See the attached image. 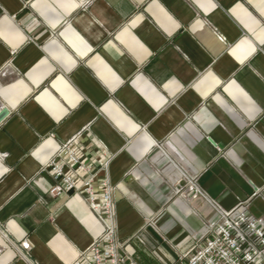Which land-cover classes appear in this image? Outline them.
<instances>
[{"label": "crops", "instance_id": "crops-1", "mask_svg": "<svg viewBox=\"0 0 264 264\" xmlns=\"http://www.w3.org/2000/svg\"><path fill=\"white\" fill-rule=\"evenodd\" d=\"M9 60L0 264H28L5 234L69 264L101 233L85 194H47L44 164L79 132L84 177L114 186L137 264H172L215 219L207 200L175 197L179 169L224 209L264 186V0H0ZM249 211L264 218V199Z\"/></svg>", "mask_w": 264, "mask_h": 264}, {"label": "built area", "instance_id": "built-area-1", "mask_svg": "<svg viewBox=\"0 0 264 264\" xmlns=\"http://www.w3.org/2000/svg\"><path fill=\"white\" fill-rule=\"evenodd\" d=\"M13 53V52H12ZM10 60L0 69L5 75ZM81 132L61 144L55 154L44 164L50 171L54 184L47 194L57 197L71 193H83L91 212L101 226V233L82 250L69 264H137L125 250L127 240L118 236L116 208L113 198L114 186L108 179L100 184V191L93 188L91 178L84 177L89 166L84 163L76 150V142ZM0 153V158L5 157ZM105 168L108 162L102 164ZM174 195L184 200L203 198L215 212V219L205 224V232L197 238L192 250L172 264H264V218L254 216L249 211L250 200L255 196L264 199V186L256 188L251 196L239 201L233 208H221L211 202L198 186V176L182 173L173 186ZM5 238L17 254L28 264H40L31 254L27 240L13 242Z\"/></svg>", "mask_w": 264, "mask_h": 264}, {"label": "water", "instance_id": "water-1", "mask_svg": "<svg viewBox=\"0 0 264 264\" xmlns=\"http://www.w3.org/2000/svg\"><path fill=\"white\" fill-rule=\"evenodd\" d=\"M8 114V110L6 108H2L0 110V121L5 118V116Z\"/></svg>", "mask_w": 264, "mask_h": 264}, {"label": "rangeland", "instance_id": "rangeland-1", "mask_svg": "<svg viewBox=\"0 0 264 264\" xmlns=\"http://www.w3.org/2000/svg\"><path fill=\"white\" fill-rule=\"evenodd\" d=\"M175 197H177L176 195H175ZM152 228H155L156 229V226L158 227L159 225L157 224L156 226L155 225H150ZM128 243V242H127Z\"/></svg>", "mask_w": 264, "mask_h": 264}, {"label": "bare ground", "instance_id": "bare-ground-1", "mask_svg": "<svg viewBox=\"0 0 264 264\" xmlns=\"http://www.w3.org/2000/svg\"><path fill=\"white\" fill-rule=\"evenodd\" d=\"M180 170V173H183L184 171L183 170H181V169H179Z\"/></svg>", "mask_w": 264, "mask_h": 264}]
</instances>
